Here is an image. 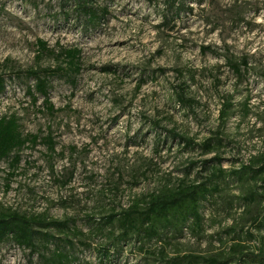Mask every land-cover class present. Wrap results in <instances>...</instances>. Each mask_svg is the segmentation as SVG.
I'll use <instances>...</instances> for the list:
<instances>
[{
  "label": "rangeland",
  "instance_id": "rangeland-1",
  "mask_svg": "<svg viewBox=\"0 0 264 264\" xmlns=\"http://www.w3.org/2000/svg\"><path fill=\"white\" fill-rule=\"evenodd\" d=\"M164 1L98 0L108 13L91 26L84 17L62 15V0H0V70L6 76L63 61L42 55L39 40L56 53L82 52L76 86L50 81L54 114L42 97L32 104V79L7 78L0 116L16 114L23 133L39 135L40 143L20 153L15 170L9 162L0 165V209L70 220L88 234V216L119 213L187 174L195 180L205 175L204 160L219 156L223 168H238L264 152V0L190 2L192 13L168 26L162 24ZM225 52L248 59L242 82L225 65ZM178 86L185 87L190 106L177 102ZM226 97L233 107L221 123ZM48 137L55 153L41 142ZM180 137L195 145L186 147ZM218 137L219 150L207 154L198 147ZM224 195L203 208L200 235L185 230L170 243L169 258L225 257L234 238L254 232L236 200L239 187L231 183ZM85 240L91 247L76 252L80 263L101 264L97 246L104 235ZM38 261L22 248L0 245V264ZM105 264L160 263L130 246Z\"/></svg>",
  "mask_w": 264,
  "mask_h": 264
},
{
  "label": "trees",
  "instance_id": "trees-1",
  "mask_svg": "<svg viewBox=\"0 0 264 264\" xmlns=\"http://www.w3.org/2000/svg\"><path fill=\"white\" fill-rule=\"evenodd\" d=\"M190 2L200 5L203 0H165L162 24L168 26L176 23L182 13H192ZM70 3H73V8H69ZM60 13L66 18L71 14L78 19L84 17L91 26H95L107 15L108 7L98 5V0H62ZM38 45L42 55L50 54L63 61L55 68L30 69L15 73L14 76H6L0 70V95L6 93L8 79H32L34 85L27 88L32 104L35 105L42 97L47 110L54 114L56 110L50 102V81L55 77L63 78L76 86L81 72L82 52L75 48L56 53L42 40L38 41ZM201 49L203 53L220 55L211 47ZM222 57L225 65L242 82L250 70L248 59H237L229 52L223 53ZM109 70L111 69L105 68V71ZM176 89L177 102L190 106L185 87L178 86ZM232 107V102L226 97L219 114L221 123L227 121ZM39 140V135L23 133L16 114L0 116V165L9 162L10 168L15 170L21 161L20 153L26 148L38 146ZM180 140L186 147L195 145L187 138L180 137ZM41 142L49 152L55 153L56 144L51 137L44 138ZM222 142L223 139L218 137L207 140L198 147L208 154L219 150ZM201 164V173L205 175L198 173L195 180L189 181L190 174H187L176 185L163 186L137 199L119 213L112 211L99 219L88 216V234L70 220H54L43 215L0 209V245L10 243L29 251L30 256L37 255L38 264H81L76 252L91 247L85 239L104 235L105 243L97 246L101 264L110 262L114 254H121L124 247L130 246L160 264H264V152L252 156L238 168H223L222 158L219 156L204 160ZM70 181L71 179L66 183ZM231 183L240 189L236 200L239 207H243L250 215L254 232L248 230L243 238L236 235L238 238L233 239L225 257L202 258L188 255L169 258L166 254L167 247L173 240L182 237L185 230L194 235L203 232V208L225 200L224 193ZM151 244L156 247H150Z\"/></svg>",
  "mask_w": 264,
  "mask_h": 264
}]
</instances>
